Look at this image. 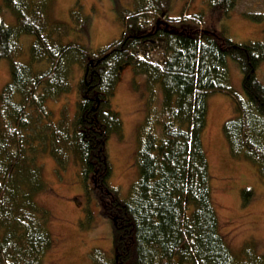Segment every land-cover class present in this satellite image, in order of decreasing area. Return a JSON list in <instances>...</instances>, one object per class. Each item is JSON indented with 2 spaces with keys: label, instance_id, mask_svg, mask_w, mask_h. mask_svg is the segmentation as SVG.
I'll return each instance as SVG.
<instances>
[{
  "label": "trees",
  "instance_id": "trees-1",
  "mask_svg": "<svg viewBox=\"0 0 264 264\" xmlns=\"http://www.w3.org/2000/svg\"><path fill=\"white\" fill-rule=\"evenodd\" d=\"M51 1L0 4V61L8 60L11 71L0 93V264H43L55 245L49 211L36 200L48 189L38 156L50 151L64 166L70 148L87 179H100L99 195L106 190L110 197L99 199L113 226L112 254L94 249L92 264H264L253 244L237 255L221 232L204 147L208 98L226 93L234 100V115L223 128L230 153L251 161L264 177V83L257 78L264 42L239 44L227 28L215 27L238 0H202L206 10L177 18H166L163 0H147L148 5L121 11L123 35L96 52L74 39L64 42L72 34H87L89 17L76 30L52 23ZM4 8L16 17L15 26L4 23ZM245 14L264 25V13ZM27 35L35 41L31 60L24 63L19 57ZM230 59L242 71L244 96L232 88ZM41 63L46 70L36 68ZM74 65L89 70L93 80L83 77L79 84L76 122L70 127L51 122L46 103L71 90ZM127 67L146 78L147 91L135 158L139 179L130 197L121 200L106 187L112 175L107 145L112 134L124 135L112 100ZM96 96L100 104L90 99ZM242 194L251 197L252 190Z\"/></svg>",
  "mask_w": 264,
  "mask_h": 264
},
{
  "label": "rangeland",
  "instance_id": "rangeland-1",
  "mask_svg": "<svg viewBox=\"0 0 264 264\" xmlns=\"http://www.w3.org/2000/svg\"><path fill=\"white\" fill-rule=\"evenodd\" d=\"M147 0H52L48 15L52 23L64 22L73 29L82 25L89 17L87 34L73 35L65 43L74 39L75 43L87 46L90 51L104 49L123 35L120 22L121 11L135 10L148 5ZM3 0H0L2 4ZM167 8L166 18L197 13L205 8L202 0H163ZM237 7L218 20L216 26L228 29V35L236 43L264 42V25L247 17L245 13H264V0H238ZM76 19L72 20L71 9ZM6 25L15 26L16 17L4 8L2 13ZM208 21L209 14L207 15ZM86 22V21H85ZM77 24V25H76ZM76 34V33H75ZM35 37H22L23 53L19 60L29 63L30 46ZM159 60L160 54H155ZM46 64H38L39 70H46ZM132 67L121 73L112 100V108L119 112L124 124L123 137L112 134L107 151L112 164V175L107 188L116 190L120 199L127 200L132 187L139 179L135 161L139 147V127L145 117L146 78L138 76ZM257 78L264 83V63L257 69ZM71 90L59 97L47 100L46 111L51 122H67L70 127L77 114V102L81 98L79 84L84 79L85 68L73 66ZM230 82L238 95L244 96L243 75L236 61L229 60ZM70 73H72L70 71ZM11 71L8 60L0 61V93L10 83ZM161 96L156 103L160 104ZM234 100L226 93H217L208 98V121L204 133L206 149L212 176L213 200L218 212L227 243L237 255H242L245 245L253 244L264 256V177L258 166L244 158H234L223 133L224 123L233 117ZM68 162L62 165L50 151L41 152L38 162L43 167L47 191L36 195L37 202L50 214L49 228L56 240L55 245L43 259V264H92L91 253L98 249L112 254L113 226L104 213L102 199L109 201V195L102 191L99 195L96 177L87 179L85 170L77 161V153L70 148L66 151ZM252 190L251 197H244L243 190ZM101 198V200L99 199ZM107 212V211H105Z\"/></svg>",
  "mask_w": 264,
  "mask_h": 264
},
{
  "label": "flooded vegetation",
  "instance_id": "flooded-vegetation-1",
  "mask_svg": "<svg viewBox=\"0 0 264 264\" xmlns=\"http://www.w3.org/2000/svg\"><path fill=\"white\" fill-rule=\"evenodd\" d=\"M90 77L91 78V81L93 80V74H91L90 72H89V70H87V72L84 74V77ZM91 89H94V88H92L91 86H90V90ZM90 90H88V92L90 91ZM85 97L87 98V99H89L88 97H87V94L85 95ZM91 100H93V101H97L98 102V104H100V102H101V100H98L99 98H98V96H96V97H93V98H90Z\"/></svg>",
  "mask_w": 264,
  "mask_h": 264
},
{
  "label": "water",
  "instance_id": "water-1",
  "mask_svg": "<svg viewBox=\"0 0 264 264\" xmlns=\"http://www.w3.org/2000/svg\"><path fill=\"white\" fill-rule=\"evenodd\" d=\"M98 100H100V99H98Z\"/></svg>",
  "mask_w": 264,
  "mask_h": 264
}]
</instances>
